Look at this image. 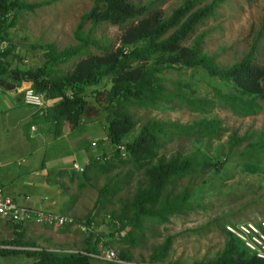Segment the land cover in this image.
<instances>
[{
	"label": "trees",
	"instance_id": "obj_1",
	"mask_svg": "<svg viewBox=\"0 0 264 264\" xmlns=\"http://www.w3.org/2000/svg\"><path fill=\"white\" fill-rule=\"evenodd\" d=\"M163 1L92 0L90 7L79 15L72 30L75 43L60 49L52 43L33 44L43 50L44 59L33 68L14 69L9 76V82L13 77L14 85H19L24 79L40 93L43 106L34 113L50 125L53 134H58L66 122H80L87 107L84 95L91 86L95 98L103 100L102 128L105 134L96 140L100 152L88 153L79 172L88 177L86 174L90 171L106 172L118 165H126L127 168L121 176L109 177L97 187L95 200L86 211L85 218L78 219L87 226L83 251L36 247L23 240L22 231L17 228L21 224L12 223L15 235L0 239V255L20 253L31 256L30 264H91L89 255L99 249L96 244L100 242L101 246L107 247L111 239L124 243L117 256L126 260L129 258V247L137 245L142 238L145 229L143 221L157 223L169 215L192 209L190 178L199 177L208 169L219 170L217 164L223 160L199 148L191 153L175 150L167 156L159 149L174 130L188 134L192 139L217 136L222 129L220 119L200 117L190 124H181L151 118L137 129L133 137L127 138L134 124L129 106L156 107L160 102L176 98L197 110L215 102L241 115L253 114L259 109V99L264 97V66L257 61L255 48L264 18L239 59L220 66L214 54L202 49L206 30L194 31L205 18L213 15L214 8L222 0H181L167 15H163L160 8ZM35 5V2L22 0H0V86L8 85L9 74L6 73L11 71L4 60L10 50L8 28L14 24L18 9H30ZM85 20H89L91 25L98 22L117 25L120 29L119 44L112 47L99 43L89 30H83ZM4 41L8 44H1ZM89 47L98 51H91ZM71 58L73 61L67 69L55 73L57 64ZM196 66L208 76L230 84L233 90L221 91L213 86L212 98H208L194 96V89L179 80L172 82V89L163 84L161 73L166 69ZM104 82L107 83L105 87ZM37 115L33 114L25 126L37 122ZM251 134H254V139L247 140ZM263 135L264 129L245 131L239 135L231 132L225 143L227 148H231L247 140L246 146L252 149V154H256L264 149ZM90 142L84 140L81 147L88 150ZM103 142L110 144V153ZM246 166L253 169L257 165L251 160L246 162ZM132 177H135V182L130 195L118 201L116 211L109 212L106 233L104 230L94 232L89 220L94 209L103 202H109L110 197L122 189L125 178ZM183 177H187V182L175 189L176 183ZM249 220L257 224L258 219ZM222 229L226 238L221 249L213 257L191 264H264V258L255 256L224 226ZM170 241L171 236L166 235L154 245L148 261H161Z\"/></svg>",
	"mask_w": 264,
	"mask_h": 264
},
{
	"label": "rangeland",
	"instance_id": "obj_2",
	"mask_svg": "<svg viewBox=\"0 0 264 264\" xmlns=\"http://www.w3.org/2000/svg\"><path fill=\"white\" fill-rule=\"evenodd\" d=\"M22 1L35 2L36 5L30 9H18L14 24L8 28L10 50L4 56L7 68L11 70L6 73L9 74L8 76L14 73V69L33 68L41 63L44 59L43 50L33 44L52 43L57 49H60L75 43L72 30L79 15L86 11L92 3V0ZM180 1L164 0L160 5L162 14L167 15ZM262 17L264 18V0H222L214 8L213 15L198 24L194 32L206 30L202 40V49L209 54H214L215 60L220 66H226L239 59L247 50L252 36L260 27ZM83 30H89L91 36L101 44H109L112 47L119 44L120 29L115 24L98 22L91 25L89 20H85ZM1 44L7 45L8 43L4 41ZM89 50L98 51L92 47H89ZM255 51L257 61L264 66V24L261 27ZM72 61L73 58L57 64L55 73L67 69ZM161 74L164 77L163 84L167 88L172 89L174 86L172 82L179 80L194 89V96L212 98L211 87L213 86H217L221 91L233 90L230 84L222 83L216 77L208 76L199 66L193 68L173 67L166 69ZM11 80L8 85L0 86V104L4 102L5 97L8 98V89L20 90L23 85L29 84L28 81L21 79L19 85H14L13 77ZM103 85L105 87L107 83L104 82ZM99 88L103 87L99 86ZM93 93L89 86L84 95L87 100L85 115L79 120L82 123L66 122L65 129H72V132L75 133L72 142L64 139L57 148L52 147L54 150L66 149V153L60 157L69 159L70 169L68 172L73 173L71 182L65 181L63 190L66 193H72L75 197L68 209L63 211L80 220L85 218L86 211L92 206L97 187L109 177L121 176L127 168L126 165H118L106 172L90 171L86 174L88 177L82 176L79 171H71L73 162L78 165L83 163L81 158L84 156L80 149L74 151L72 145L75 144V141L80 143H83L84 140L91 141L88 147L90 154L100 152L96 140L100 136L104 137L105 134L102 128L103 100L95 98ZM259 103V109L248 115L234 113L216 102L211 106H205L202 110L192 109L176 98L170 102H160L156 107L129 106L134 124L128 131L127 138L133 137L137 129L151 118L171 120L181 124H190L200 117L219 118L222 129L217 136H211L208 139L204 136L192 139V136L174 130L168 139L163 141L159 152L167 156L175 150H179L181 153H191L199 148L223 162L220 163L221 165L217 164L219 165L217 171L208 169L199 177L190 178L192 184L189 198L193 205L192 209L169 215L164 221L157 223L143 221L145 229L142 238L137 245L129 247L128 259L112 262L101 256L103 249L107 247L118 253L124 245L122 242L109 239L107 247L101 246L100 242L96 244L99 249L90 253L91 264H191L211 258L221 249L226 238L222 229L224 222L264 219V149L252 154V149L246 146L247 140L254 139V134L231 148H227L225 143L231 132L239 135L245 131L264 129V97L259 99ZM47 127L48 123H42L36 125L34 129L40 131ZM4 137L5 134L0 136V143L3 142ZM35 139H38L37 136L26 140L34 144ZM11 140L13 141L12 138ZM27 142L26 144L30 145ZM103 144L110 153V144L108 142H103ZM51 145L52 143L48 144V146ZM32 148L26 147L28 150L25 155L29 156V163L37 160L36 155L30 154ZM50 153L51 148H48L46 154ZM3 155L4 149L0 151V156ZM58 157L59 155H56L54 159ZM70 157H73V160ZM251 160L257 165L253 169L246 166V162ZM50 161L52 160L50 159ZM132 178H125L122 189L110 197L109 202H103L94 209L89 218L91 229L94 232L99 233L104 230L106 233L105 227L109 212L116 211L118 201L130 195L135 182V177ZM186 180L187 177L180 179L176 183L175 189H179L182 184L187 182ZM80 181H82L81 185ZM46 207L55 209L52 205ZM10 227L11 231L8 232L7 237L15 235L13 227ZM17 228L22 231L23 240L36 247H45L56 251H83L85 233H87V230L84 231L75 224L60 228L53 225L24 223ZM2 234H0V238ZM166 235L171 236V241L164 258L161 261H148L152 247ZM32 259L33 257L20 253L0 255V264H30Z\"/></svg>",
	"mask_w": 264,
	"mask_h": 264
},
{
	"label": "crops",
	"instance_id": "obj_3",
	"mask_svg": "<svg viewBox=\"0 0 264 264\" xmlns=\"http://www.w3.org/2000/svg\"><path fill=\"white\" fill-rule=\"evenodd\" d=\"M7 81L9 82V76ZM8 90V98L5 97L4 102L0 104V136L5 134L3 142L0 143V151L4 149V155L0 156V186L5 193L21 202L32 205L39 204L44 208L52 205L55 209L51 210L65 212L63 210L68 209L75 197L72 193H66L63 190L65 181H70L73 178V173L68 172L70 169L69 159L60 157L66 153V149L54 150L53 148H57L64 139L72 142L75 133L72 132V129L66 130V124H63L58 134H53L49 124L45 130H35L36 125L47 123L41 121L40 117L34 113L38 108L24 103L19 89ZM33 114L38 116V121L26 127V122L31 119ZM36 136L39 140L35 139L34 144L27 142L26 139ZM26 142L30 145H27ZM49 143L52 145L48 146ZM82 144L75 141L72 146L74 151L79 149L83 151L84 156L81 158L83 163L79 164L83 166L89 150L83 149ZM26 147H33L30 154L36 155L35 162L29 163V156L25 155L28 150ZM48 148H51L49 155L46 154ZM56 155L59 157L54 159ZM70 158L73 160V157ZM71 171L76 170L72 168ZM10 226L8 223H0V232L3 233H0L2 234L1 238H7L6 235L11 231Z\"/></svg>",
	"mask_w": 264,
	"mask_h": 264
},
{
	"label": "built area",
	"instance_id": "obj_4",
	"mask_svg": "<svg viewBox=\"0 0 264 264\" xmlns=\"http://www.w3.org/2000/svg\"><path fill=\"white\" fill-rule=\"evenodd\" d=\"M1 47V46H0ZM21 99L24 103L35 106H43L39 92L33 90L30 84H25L20 89ZM32 127V126H31ZM75 170H81L82 165L73 162ZM0 223H34L53 226L75 224L86 231L87 226L83 221L69 213L58 212L39 205L21 202L15 197L5 193L0 186ZM224 229L239 238L255 256L264 258V219L257 220V224L249 219L236 222H224ZM101 256L113 262L122 261L117 252L110 247L103 249Z\"/></svg>",
	"mask_w": 264,
	"mask_h": 264
}]
</instances>
